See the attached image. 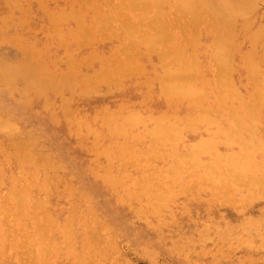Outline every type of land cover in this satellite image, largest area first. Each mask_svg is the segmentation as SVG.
<instances>
[{"label": "bare ground", "instance_id": "obj_1", "mask_svg": "<svg viewBox=\"0 0 264 264\" xmlns=\"http://www.w3.org/2000/svg\"><path fill=\"white\" fill-rule=\"evenodd\" d=\"M263 2L0 0V264H264Z\"/></svg>", "mask_w": 264, "mask_h": 264}, {"label": "rangeland", "instance_id": "obj_2", "mask_svg": "<svg viewBox=\"0 0 264 264\" xmlns=\"http://www.w3.org/2000/svg\"><path fill=\"white\" fill-rule=\"evenodd\" d=\"M261 6H262V8H264V2L261 4ZM98 198L96 197V199L94 201H95V206L100 208L99 206H101L102 203H104V201H108L110 199V194L109 193H107L105 195L102 194L101 197L99 196ZM104 216L106 218L107 217L109 218V214H104ZM131 232L134 234L135 233V229H132ZM123 249H124L125 253L127 254V256L130 258V260L133 262V264H153L149 260L148 256H146V253H144L143 251H139L137 249L136 250L132 249L126 243H123ZM140 253L142 255H140ZM157 258L158 259H157V261L154 264H165V263L166 264H172V262H173L172 258L166 253H161V255H159V257H157Z\"/></svg>", "mask_w": 264, "mask_h": 264}]
</instances>
